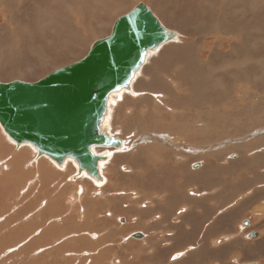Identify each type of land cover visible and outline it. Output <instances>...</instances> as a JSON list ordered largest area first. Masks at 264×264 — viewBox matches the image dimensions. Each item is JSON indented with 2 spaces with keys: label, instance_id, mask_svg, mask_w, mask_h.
I'll use <instances>...</instances> for the list:
<instances>
[{
  "label": "rangeland",
  "instance_id": "1",
  "mask_svg": "<svg viewBox=\"0 0 264 264\" xmlns=\"http://www.w3.org/2000/svg\"><path fill=\"white\" fill-rule=\"evenodd\" d=\"M1 1L2 82L35 81L82 58L94 40L110 33L114 19L138 2L178 36L147 53L142 67L150 70L145 69L144 77L135 73L131 83L138 79L136 86L130 83L135 95L131 90L115 94L104 122L110 134L125 140L126 149L96 148L113 149L101 165V181L77 174L72 160L58 166L45 155L37 156L30 144L16 145L0 126V253L13 246L7 240L13 233L9 230L61 224L68 237L81 234L84 227L96 233L88 243L102 240V264H264V0H120L122 7L109 13L106 28L93 38L88 32L98 26L73 12L77 6L85 9L89 0ZM7 3L5 13L2 5ZM36 14L41 18L28 20ZM166 45L171 52L164 51ZM210 67L209 74L192 77ZM180 70L187 74L179 76ZM256 147L254 153L248 150ZM5 163L8 168L2 167ZM204 189L216 196L198 195ZM43 204L44 216L35 208ZM183 205L192 211L181 210ZM84 214L89 220L85 226ZM72 223L83 229L72 231L67 227ZM254 230L257 235L249 237ZM135 231L144 236L132 237ZM176 252L180 255L172 257ZM35 260L45 263L44 255ZM55 260L66 264L52 251L47 262Z\"/></svg>",
  "mask_w": 264,
  "mask_h": 264
},
{
  "label": "water",
  "instance_id": "2",
  "mask_svg": "<svg viewBox=\"0 0 264 264\" xmlns=\"http://www.w3.org/2000/svg\"><path fill=\"white\" fill-rule=\"evenodd\" d=\"M177 36L144 2H138L118 16L110 33L94 40L82 58L35 81H0V126L16 145L30 144L37 155L49 157L58 166L72 160L77 174L101 181L99 164L108 152L96 148L123 144L104 122L109 95L130 90L147 52ZM130 235L140 238L144 233ZM256 235V231L248 233L249 237Z\"/></svg>",
  "mask_w": 264,
  "mask_h": 264
},
{
  "label": "bare ground",
  "instance_id": "3",
  "mask_svg": "<svg viewBox=\"0 0 264 264\" xmlns=\"http://www.w3.org/2000/svg\"><path fill=\"white\" fill-rule=\"evenodd\" d=\"M12 1V0H11ZM14 1V0H13ZM36 1V0H35ZM35 1H34V3H35ZM52 1V0H51ZM126 1V0H125ZM124 1V2H125ZM0 2L2 3V1L0 0ZM8 2H10V0L8 1ZM30 2V1H29ZM59 2V1H58ZM61 2V1H60ZM72 2L74 3L75 2V0H72ZM4 3V2H3ZM33 3V0H32V4H34ZM64 3V2H63ZM126 3V2H125ZM124 3V4H125ZM24 4V3H23ZM54 4V3H53ZM62 4V3H61ZM87 4V7L84 9L83 8V6H77L76 8H73V12L74 13H78L79 15H80V20H82V21H84V20H92L93 22H94V24L95 25H97L98 26V29L97 30H94V31H90V32H88V34H90L91 36H92V38L93 37H95V36H97L98 35V33H97V31L98 30H100V29H103L104 27L106 28V23L108 22L107 20H108V15H109V13L114 9V11H115V9H117V8H119V7H122V3H121V1L120 0H89V3H86ZM5 5H7L8 6V3L7 4H4V6L2 5V8L3 7H6ZM12 5V4H11ZM136 5V4H135ZM1 6V5H0ZM22 6V5H21ZM34 6V5H33ZM180 6V5H179ZM10 7V6H9ZM14 7H15V5H14ZM17 7V6H16ZM24 7V6H23ZM53 7V6H52ZM2 8H1V11H2ZM7 8V11H8V7H6ZM6 8H5V10H6ZM54 8V7H53ZM56 8V7H55ZM64 8V7H63ZM9 9H12V7L11 8H9ZM14 9V8H13ZM12 9V10H13ZM19 9V8H18ZM40 9V8H39ZM120 9H123V8H120ZM130 9H132V8H130ZM129 9V10H130ZM232 9V8H231ZM20 10V9H19ZM17 11V12H21V11ZM40 10H42V9H40ZM70 10V9H69ZM72 10V9H71ZM70 10V11H71ZM124 10V9H123ZM129 10H127L126 12H128ZM151 10V9H150ZM3 11H4V8H3ZM43 11V10H42ZM63 11V10H62ZM65 11V10H64ZM119 11V10H118ZM5 13H7L6 11H4ZM13 12V11H12ZM16 12V13H17ZM23 12H26V11H23ZM53 12H57V11H54V9H53ZM125 12V13H126ZM151 12L154 14V12L151 10ZM25 14V13H24ZM27 14V13H26ZM41 14H42V12H41ZM48 14V13H47ZM64 14V13H63ZM124 14V13H123ZM1 15V14H0ZM5 15V14H4ZM13 15V14H12ZM17 15V14H16ZM16 15H15V17H16ZM39 14H36V15H33V17L32 18H30V19H28V20H33L35 17H37ZM50 15V14H49ZM113 15H116L115 14V12L113 13ZM173 15H174V13H173ZM20 16V15H19ZM41 16V15H40ZM40 16H38V17H40ZM57 16V15H56ZM69 16V15H68ZM154 16H156L155 14H154ZM236 16V15H235ZM8 17H11V20H13L14 18H13V16H8ZM38 17H37V19H38ZM157 17V16H156ZM41 18V17H40ZM43 18V17H42ZM66 18H68V17H66ZM65 18V19H66ZM69 18H71V16H69ZM111 18V17H110ZM117 18V17H116ZM115 18V19H116ZM7 19H9V18H7ZM44 19V18H43ZM115 19H114V21H115ZM158 19V18H157ZM3 20H5V19H3ZM10 20V19H9ZM24 20V19H23ZM36 20V19H35ZM45 20H46V18H45ZM159 20V19H158ZM160 21V20H159ZM17 23V22H16ZM16 23H14V24H16ZM113 24V23H112ZM163 25V24H162ZM189 25V24H188ZM112 26V25H111ZM164 26V25H163ZM258 26V25H257ZM256 26V27H257ZM261 26H263V25H261ZM21 27V26H20ZM93 27H95V26H93ZM165 27V26H164ZM21 28H23V27H21ZM44 28V27H43ZM43 28L41 27V29L43 30ZM165 28H167V27H165ZM241 28H242V26H241ZM15 29V28H14ZM18 29V28H17ZM40 29V30H41ZM47 29V28H46ZM54 29V28H53ZM67 29H68V27H67ZM72 29V28H71ZM74 29V28H73ZM251 29V28H250ZM252 29H253V27H252ZM251 29V30H252ZM22 30V29H21ZM28 30V29H27ZM39 30V31H40ZM70 30V29H69ZM69 30L68 31H66V32H69ZM240 30V29H239ZM246 30H248V29H246ZM245 30V31H246ZM250 30V31H251ZM49 31V30H48ZM73 31V30H72ZM181 31V30H180ZM258 31V30H257ZM256 31V32H257ZM19 32H20V30H19ZM18 32V33H19ZM22 32V31H21ZM45 32H47V31H45ZM185 32V31H184ZM240 32V31H239ZM242 32V31H241ZM246 32H248V31H246ZM12 33V32H11ZM28 33H30V32H28ZM43 33V32H42ZM245 33V32H244ZM17 34V33H16ZM46 34V33H45ZM70 34V33H69ZM239 34V33H238ZM237 34V35H238ZM241 34V33H240ZM239 34V35H240ZM234 35H235V33H234ZM68 37V36H67ZM70 37V36H69ZM177 38V37H176ZM245 39H246V37H245ZM32 40V39H31ZM70 40V39H69ZM175 40V39H174ZM169 41H171V40H169ZM66 42V41H65ZM168 42V41H167ZM180 40H179V42H176V44L178 43V44H180ZM241 42H243L242 40H241ZM240 42V43H241ZM164 43H166V42H164ZM164 43H162V44H164ZM77 44V43H76ZM161 44V45H162ZM177 44V45H178ZM63 45L65 46V44H64V42H63ZM161 45H159V46H161ZM172 45V44H171ZM181 45V44H180ZM232 45V44H231ZM239 45V44H238ZM74 46H76V45H74ZM159 46H157V48L159 47ZM241 47V46H240ZM90 48V47H89ZM157 48H155L154 50H149L148 52L151 54V53H153ZM79 49V48H78ZM78 49H76V51L78 50ZM164 51H169V52H171V49H170V47L168 46V45H166L165 47H164ZM67 51V50H66ZM62 52V51H61ZM72 52V51H71ZM80 52V51H79ZM147 52V53H148ZM163 52V51H162ZM162 52H160V53H162ZM168 52V53H169ZM66 53V52H65ZM69 53V52H68ZM158 53V52H157ZM156 53V54H157ZM67 54V53H66ZM80 54V53H79ZM156 54L154 55V58L156 57ZM164 54V53H163ZM163 54H162V56H163ZM63 55V54H62ZM73 55V54H72ZM82 55V54H81ZM231 55V54H230ZM149 56V54H146V57H145V59H144V62L143 63H145V60H146V58ZM196 56V55H195ZM63 57V56H62ZM71 58H72V56H71ZM60 59H62V58H60ZM231 59H233V58H231ZM240 59V58H239ZM239 59H236V60H239ZM235 60V59H234ZM234 60H231V61H234ZM7 61V60H6ZM44 61V60H43ZM76 61V60H75ZM230 61V60H229ZM9 62V61H8ZM192 62H193V60H192ZM63 63V62H62ZM143 63H142V65H143ZM46 64V63H45ZM52 64V63H51ZM142 65L140 66V67H142ZM2 66V65H1ZM151 66V65H150ZM228 66H230L229 64H228ZM139 67V68H140ZM152 67V66H151ZM174 67V66H173ZM138 68V69H139ZM148 69V70H150L149 69V66L148 65H145V68H144V66L138 71V69H137V71H136V74H138L137 76H139V74L141 75V77H144V75H145V72H146V70L145 69ZM225 68V67H224ZM215 69V68H214ZM212 70V68L210 67V68H208V69H206V70H204L203 72H201V73H198V74H196V75H193L192 77H198V76H200V75H202L203 73H207V74H209V72ZM216 72H219L218 71V69H216ZM233 72H235V71H233ZM151 73V72H150ZM178 73L180 74L179 76H182L183 75V73H185V72H183L182 74H181V70H180V72L178 71ZM187 73H185V75H186ZM178 75V74H177ZM234 75V74H233ZM135 74H134V77L133 78H135ZM136 76V77H137ZM151 78H152V75L150 74L149 75ZM245 76V75H244ZM151 78H149V79H151ZM184 78V77H183ZM176 79V78H175ZM174 79V80H175ZM178 79V78H177ZM181 79V78H180ZM244 79V78H243ZM13 80V79H12ZM20 80V79H19ZM179 80V79H178ZM192 80V79H191ZM221 80V77L219 78V76H216V81L218 82V81H220ZM253 80V79H252ZM25 81V80H24ZM32 81V80H31ZM34 81V80H33ZM138 79H136V83L135 84H137L138 82ZM149 83V82H148ZM196 83V82H195ZM132 85L134 84V83H131ZM134 84V85H135ZM164 84V83H163ZM197 84V83H196ZM133 85V86H134ZM199 85V84H198ZM136 86V85H135ZM138 86V85H137ZM146 86V85H145ZM191 86V85H190ZM185 87H189V83L188 84H186L185 85ZM130 88H131V86H130ZM142 88V87H141ZM170 88V87H169ZM198 88V87H197ZM136 89V88H135ZM144 89V88H143ZM148 89V88H147ZM124 90V89H123ZM123 90H121V91H123ZM131 90V89H130ZM121 91H119V92H117V93H112V94H110L109 95V98H108V108H109V115H107L106 117H105V119H107L106 121H108V118H109V116H110V110H111V106H112V103H114V96H115V94H120V92ZM132 91V90H131ZM143 91V90H142ZM130 92V91H129ZM258 92H260V91H258ZM135 91H132V94L133 95H135ZM147 93V92H146ZM251 93V92H250ZM127 96H129V95H127ZM126 97V96H125ZM120 98V97H119ZM116 101V100H115ZM126 101V100H125ZM134 101V100H133ZM130 102V101H129ZM110 120V119H109ZM110 123V122H109ZM107 124V123H106ZM118 129V128H117ZM261 129V128H260ZM262 129L264 130V127H262ZM108 132H109V128H108ZM154 133V132H153ZM262 134H264V132L262 133ZM262 134H258V135H262ZM257 135V138H261L260 136H258ZM154 136V135H153ZM157 136V135H156ZM117 137V136H116ZM119 138V137H118ZM154 138H156L157 139V137H154ZM121 139V138H120ZM122 141H123V144H122V147H120V148H118V150H114V151H116V152H121V150H124V149H126V147L124 146V144H125V140H123V139H121ZM136 140V142L137 141H139V138H136L135 139ZM164 142H166L165 140H163ZM239 141V138H236V140L234 141V142H238ZM256 141H257V139H256ZM221 144V143H220ZM127 145V144H126ZM189 145V144H188ZM258 146H259V144H258ZM102 148V147H101ZM112 148V147H111ZM254 149V148H253ZM35 150V149H34ZM109 150V149H108ZM112 150L113 149H111V151L110 152H108V155H110L111 153H112ZM248 150H250L251 152L250 153H254L255 151H257V150H259L258 149V147H256L255 148V150H252V148H249ZM36 151V150H35ZM137 152V151H136ZM122 153V152H121ZM37 154V153H36ZM124 154V153H123ZM243 154V153H242ZM264 154V153H263ZM228 155V154H227ZM117 156V155H116ZM243 156H244V154H243ZM41 157H43V156H41ZM46 157V156H45ZM226 157V156H225ZM44 158V157H43ZM107 158H109V157H107ZM42 159V158H41ZM114 159H115V157H114ZM251 159V158H250ZM43 160H46V159H43ZM29 161V160H28ZM47 161V160H46ZM32 162V161H31ZM43 162V161H42ZM69 162V161H68ZM71 162V161H70ZM46 163H48V162H46ZM102 163L103 162H100V164H99V168H101V165H102ZM32 164V163H31ZM206 164V163H205ZM8 163H5L4 165H2V167H4V168H8ZM33 165V164H32ZM208 166H210V165H208ZM34 167V166H33ZM107 168H108V170L109 169H111V165H108L107 166ZM264 169V168H263ZM100 172H101V170H100ZM198 172V171H197ZM202 172V171H201ZM198 173H200V172H198ZM42 174V173H41ZM201 174V173H200ZM102 175V174H101ZM173 175V174H172ZM197 176V175H196ZM113 177V176H112ZM102 179H103V176H102ZM109 179H111V178H109ZM111 180H113V179H111ZM116 180V179H115ZM19 181V180H18ZM32 182H34V181H32ZM32 182H30V184L32 183ZM57 182V181H56ZM110 183V182H109ZM111 184V183H110ZM109 184V185H110ZM178 184V183H177ZM27 185V184H26ZM31 185H33V183L31 184ZM111 185H113V184H111ZM78 188V187H77ZM82 188V187H81ZM84 188L85 187H83V189H82V192H84ZM29 188L26 186V190H28ZM112 190H113V192H115V193H118L117 192V190H115L116 189V187H114L113 186V188H111ZM214 189V188H213ZM125 190H127V189H123V190H121V192H124ZM22 191H24L23 189H22ZM75 192H76V190H75ZM81 192V193H82ZM95 192V191H94ZM137 192V191H136ZM26 193L28 194V192L26 191ZM204 193V194H203ZM195 194V193H194ZM197 194V193H196ZM206 195V196H208V197H206V198H210V197H215L216 196V192H212L211 191V189H210V191H208V190H206L205 191V189L203 190V192H201V193H199L198 195ZM85 195V193H83L82 194V196H84ZM121 195H129V194H120V196ZM130 196V195H129ZM210 196V197H209ZM74 197L75 198H79V197H77V196H75L74 195ZM125 197V196H124ZM181 197V196H180ZM163 198V197H162ZM196 198V197H195ZM128 199V198H127ZM149 200V199H148ZM152 200V199H151ZM30 201V200H29ZM163 201V200H162ZM179 201V200H178ZM197 202V201H196ZM198 202H203V201H198ZM197 202V203H198ZM74 203V202H73ZM133 203V202H132ZM143 203V202H142ZM44 204H45V202H44ZM43 204V205H44ZM135 204V203H134ZM13 208H15L14 206H13ZM36 209H40V207H35ZM251 208V207H250ZM261 208V207H260ZM41 209H45V208H42L41 207ZM40 209V210H41ZM180 209L182 210H187L188 212H191L192 210V207H188L187 205H183L182 207H180ZM87 210V209H86ZM135 210V209H134ZM196 210V209H195ZM194 210V211H195ZM79 211L80 212H83V209L82 208H79ZM118 211V210H117ZM177 212V211H176ZM196 212V211H195ZM42 214V216H44V213H43V211L41 210L40 212H39V214ZM92 213V212H91ZM91 213H88V215L89 214H91ZM216 213V212H215ZM113 214V213H112ZM188 214V213H187ZM187 214H185V215H187ZM54 215V214H53ZM68 215H66V217H67ZM80 216V215H79ZM85 216V214L83 215V216H80L81 218H82V221L84 222V226L88 223V218H85L84 217ZM90 216H93V213L90 215ZM4 217L6 218V215H4ZM0 218H1V216H0ZM33 219H34V217H32ZM55 218V217H54ZM23 219H26V218H24L23 217ZM57 219H59V217H57ZM3 220H4V218H3ZM2 220V221H3ZM63 221H65V222H69V219L68 218H63L62 219ZM91 220V219H90ZM30 220H28V222H29ZM130 222H131V220H130ZM94 224V223H93ZM39 226V227H38ZM38 226H33V229H32V227H30L29 228V230H28V227H23V228H21V229H13V230H9L7 233H9V232H13L12 234H9V235H7V240L9 241V244L10 245H13V246H11V247H8V248H5L1 253H0V259H2L3 257H5V256H7L8 254H10V253H13V252H15V251H17V252H15L14 254H12V255H10L5 261H4V264H27L28 263V261H32V264H37L36 263V260H35V258L36 257H40L41 255L43 256L44 255V260H45V263L44 264H59V262L57 261V260H55V261H53L52 263H48L47 262V260L50 258V256H51V253H52V251H55V253H56V255L57 256H59V257H61V258H65L66 259V264H102V260L104 259V256H102L103 255V251H100L101 250V248H100V246L101 245H99L101 242H102V240L100 241V240H97L96 238V240L97 241H95V242H97V243H99L98 245H95L94 244V242L93 243H88V241L90 240L89 238L90 237H95L96 236V233H93V231L92 232H89L88 230H86V228L84 227V229L82 230V229H79V228H76L77 226L75 225V223H72L71 225H69V226H67V227H69L72 231H81L82 230V232H81V234H78V235H76V236H73V237H77V238H74L73 240H70V238H73V237H68V235L64 232V228L66 227L65 225H61V224H59V226H57V228H52V229H50V228H46L44 225H42V224H39ZM237 227V226H236ZM240 227H242V226H240ZM11 228V227H10ZM9 228V229H10ZM229 228V227H228ZM238 229V228H237ZM239 230V229H238ZM255 231V230H254ZM41 232L43 233L44 232V235H42L41 236ZM88 232V233H87ZM131 232V231H130ZM236 232V231H235ZM239 232V231H238ZM86 233H87V236L88 237H86L85 235H86ZM143 233V232H142ZM234 234V233H233ZM231 235V234H230ZM83 236H84V238H83ZM233 236V235H232ZM47 239L48 240V242L46 243V244H44V242H43V240L44 239ZM174 239V238H173ZM235 239H237V238H235ZM91 241V240H90ZM121 241V240H120ZM213 241V240H212ZM215 241H217V240H215ZM174 242V241H173ZM172 242V243H173ZM189 242V241H188ZM103 243V242H102ZM177 243V242H176ZM106 244V243H105ZM178 244V243H177ZM197 244V243H196ZM104 245V244H103ZM145 245V244H144ZM143 245V246H144ZM97 246H99V247H97ZM105 246V245H104ZM107 246H109V245H107ZM139 246V245H138ZM22 247V248H21ZM134 247H136V246H134ZM172 247H173V245H172ZM17 248V249H16ZM19 248H21V249H19ZM86 248H89V250H84V249H86ZM100 248V249H99ZM125 248V247H124ZM124 248H122V250H124ZM129 249H131V246L129 247ZM128 249V250H129ZM75 250H79L78 251V253H74L75 252ZM84 250V251H83ZM136 252H137V250H136ZM181 253H182V251H181ZM2 254H4V255H2ZM20 254V255H19ZM105 255V254H104ZM180 255V253H178V252H176V253H174L173 254V256L172 257H176V256H179ZM17 256V258H15L14 259V257H16ZM34 256V258H30V257H33ZM113 256V255H112ZM116 258V257H115ZM118 258V257H117ZM33 259V260H32ZM28 260V261H27ZM114 260V259H113ZM120 261V260H119ZM183 261V260H182ZM181 261H178L177 263H180ZM235 264V263H234Z\"/></svg>",
  "mask_w": 264,
  "mask_h": 264
},
{
  "label": "crops",
  "instance_id": "4",
  "mask_svg": "<svg viewBox=\"0 0 264 264\" xmlns=\"http://www.w3.org/2000/svg\"><path fill=\"white\" fill-rule=\"evenodd\" d=\"M36 153H37V152H36ZM36 155H37V154H36ZM37 156H39V155H37ZM40 164H41V162H40ZM42 208H45V205H43ZM60 208H61V206H60ZM40 209H41V208H40ZM40 209H38V210H40ZM45 209H46V208H45ZM46 210H47V209H46ZM46 210H45V211H46ZM71 211H72V210H71ZM47 214H48V213H47ZM53 214H54V213H53ZM53 214H50V215H53ZM68 214H69V212H68ZM48 215H49V214H48ZM69 215H70L71 218H73L71 214H69ZM75 220H76V219H75ZM72 221H73V220H72ZM243 221H244V220H243Z\"/></svg>",
  "mask_w": 264,
  "mask_h": 264
}]
</instances>
